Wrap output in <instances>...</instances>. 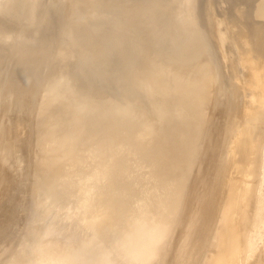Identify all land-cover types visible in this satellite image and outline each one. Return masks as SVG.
<instances>
[{"label": "bare ground", "instance_id": "1", "mask_svg": "<svg viewBox=\"0 0 264 264\" xmlns=\"http://www.w3.org/2000/svg\"><path fill=\"white\" fill-rule=\"evenodd\" d=\"M20 94L37 95L25 115L34 132L24 145L15 124L0 145V201L21 193L4 186L28 152L15 212L45 214L36 228L59 244L34 260L45 233L27 230L32 215L20 233L14 212L0 220V245L23 240L0 264H163V240L182 242L166 264L244 261L264 183V0H0V115ZM71 198L83 220L74 231L52 211ZM210 215L234 234L217 230L224 243L194 259ZM261 250L242 264L264 263Z\"/></svg>", "mask_w": 264, "mask_h": 264}, {"label": "rangeland", "instance_id": "2", "mask_svg": "<svg viewBox=\"0 0 264 264\" xmlns=\"http://www.w3.org/2000/svg\"><path fill=\"white\" fill-rule=\"evenodd\" d=\"M21 29H24V30H27L26 28H21ZM20 29V30H21ZM29 31V30H28ZM26 32V31H25ZM52 33V32H51ZM25 36V35H24ZM37 37V36H36ZM25 38H26V36H25ZM38 38H40V36L38 37ZM7 57V60L6 61H13V62H15V61H17L16 60V58H14V57H12V56H6ZM57 59V58H56ZM54 60V59H53ZM58 60V59H57ZM57 60H55V62L57 61ZM68 63H70V61L68 62ZM36 98H37V95H35V96H29V95H25V94H20L19 96H18V98H17V100H16V102L13 104V106H10V105H8L9 103H7V102H9V96H6L5 98H4V100H3V102H2V104H1V107H2V112L3 113H1V115H0V131L2 130V132H0V134L2 135H0V145H4L5 146V143L7 144L8 143V141H11V138H9V137H12V136H14V134H13V132H14V130L16 131V126H17V128H19V129H21L22 131V133H21V140L23 139L22 138V134H23V136L25 135V134H27L25 137H24V140H22L21 141V143H23L24 144V142H25V140H28V141H30L31 140V132H34V130H33V128H32V126L33 125H31L30 123L31 122H29V119L28 118H26L32 111H34V108H35V104H36ZM5 102V103H4ZM34 102V103H33ZM3 103H4V105H3ZM7 103V106H8V108H7V106L5 105ZM22 104V105H21ZM29 106V107H27V106ZM4 106V107H3ZM6 106V107H5ZM19 106V107H18ZM23 106V107H22ZM24 106H25V108H24ZM34 107V108H33ZM33 108V109H32ZM5 109V110H4ZM17 109H18V111H17ZM29 109H32V111L31 110H29ZM4 110V111H3ZM7 110V111H6ZM8 110H9V112L10 113H8ZM25 110L26 111H29V113L28 112H25ZM15 111L16 112H18L17 114H18V116H17V114L15 113ZM6 112V114H4ZM12 112H13V114H12ZM22 112V113H21ZM21 113V114H20ZM27 113V114H26ZM32 113H34V112H32ZM32 113L30 114V115H32ZM3 114H4V116H3ZM7 114H9V116L7 115ZM20 114V115H19ZM10 115L11 116H17V117H10ZM25 115H26V117H25ZM21 116H22V118L23 119H20L21 118ZM33 116V115H32ZM31 116V117H32ZM3 117V118H2ZM10 119H9V118ZM19 117V118H18ZM25 117V118H24ZM18 118V119H17ZM14 119V120H13ZM16 119H17V121H16ZM20 119V120H19ZM24 120V122H22ZM12 121V122H11ZM15 122V123H14ZM16 122H18V123H16ZM22 122V123H21ZM2 123H4L5 125H3ZM21 123V124H20ZM30 124V126L28 125V124ZM2 124V125H1ZM14 124V125H13ZM15 124H16V126H15ZM20 124V125H19ZM26 124L28 125V127L30 128H28V127H26ZM8 125H9V127H8ZM11 125V126H10ZM5 126V127H4ZM6 126H7V129H6ZM14 126V127H13ZM3 127V128H2ZM13 129H12V128ZM26 128H28L27 130H26ZM5 129V130H4ZM11 129V130H10ZM23 129H25V130H23ZM7 130V131H6ZM28 130H29V132H28ZM5 131V132H4ZM8 131H10V132H8ZM23 132H26V133H23ZM39 132V131H38ZM13 134L12 136H11V134ZM15 133V132H14ZM29 134V135H28ZM3 136H4V138H3ZM29 136V137H28ZM5 137H6V139H5ZM9 138V139H8ZM26 138V139H25ZM27 138H29V139H27ZM5 139V141H3ZM7 140V141H6ZM12 140H13V137H12ZM2 141H3V143H2ZM28 141H26L25 143L27 144V143H29ZM5 142V143H4ZM12 143V141L10 142V144ZM8 145V144H7ZM25 145V144H24ZM22 152L20 151L19 153H18V158H16V161H15V165L14 166H12L11 168H10V171H11V173H10V180H12V181H7L8 182V184H7V187H5L4 186V188H5V191H7L8 193H9V196H8V194H6L8 197H13L12 196V194L15 196V197H17L16 195H18L19 193H20V191L19 190H21V193L18 195V198L17 199H15V197H13L14 199V201H10L11 202V207H8V205H10V202H8L9 204H6L5 203V200H6V202H7V198L6 199H4L3 201L1 200L0 201V207H1V211H0V213H2L3 212V209H4V211L6 210L5 208H7V212L5 211V212H3L2 214H3V216L1 215V217H2V219H0V220H8V216L10 215V214H12L13 215V213L16 211H18L19 210V208H17V205H20L21 203H22V201H24V199H25V197H26V195H27V192H28V190L26 189L25 191H24V189L26 188L25 186H27L26 185V183L23 181V180H25L26 182H27V180H26V178H28V177H26L25 178V176H27L26 175V173L28 172L29 173V167H30V159H29V157H26L29 153L28 152H26V151H24L23 150V157H21V154ZM25 153V154H24ZM21 154V155H20ZM24 156H25V159L23 160V158H24ZM29 156V155H28ZM27 158V159H26ZM29 159V160H28ZM26 160H28L27 161V166H28V168L26 167V163H24V161H26ZM17 163V164H16ZM19 164V165H18ZM25 164V165H24ZM23 165H24V168H25V172H24V169H23ZM22 171V173H20L21 171L19 170V171H17V169L18 168ZM22 168V169H21ZM15 169V170H14ZM14 170V171H13ZM27 170V171H26ZM16 174L17 172H19V173H17V175H19V176H17V175H15L13 172ZM15 171H17V172H15ZM13 173V174H12ZM12 175V176H11ZM21 175V176H20ZM23 175H25L24 177H23ZM12 177H19V179L17 180V178H16V183H15V178H12ZM25 178V179H23V178ZM12 178V179H11ZM22 178V180L20 181V179ZM14 180V181H13ZM29 181V180H28ZM13 182V183H12ZM10 183V184H9ZM19 183V184H18ZM25 183V184H24ZM28 183V182H27ZM11 184H13L12 186H10ZM16 184V185H15ZM21 184V185H20ZM22 184H23V186H22ZM6 185V184H5ZM19 185V186H18ZM14 187V188H13ZM18 187V188H17ZM23 187H25V188H23ZM8 188V189H7ZM10 188H13V189H10ZM16 188H17V191H16ZM27 188H28V186H27ZM15 189V190H14ZM19 189V190H18ZM22 189H23V192H22ZM9 190H11V191H9ZM12 190H14V191H12ZM188 191V190H187ZM10 192L12 193L11 194V196H10ZM19 192V193H18ZM26 192V193H25ZM16 193H18V194H16ZM25 194V195H24ZM262 194V195H261ZM260 196H261V198H262V202H261V207H262V209H261V211H260V213L258 214V216H257V221H258V225L257 226H255L254 228H253V230L251 231V233H250V236H249V247H247V248H245V251L247 252L248 251V253H244V255H245V257H244V261H243V257L241 258L242 260H241V264L242 263H244V262H246V261H250V259H253V258H256L261 252H262V248H264V183H263V185H262V191L260 192ZM20 197H24L23 199L22 198H20ZM19 199H22V201L21 200H19ZM37 200H38V205H42L41 204V199H40V196H38L37 198H36ZM12 200V199H11ZM16 201V202H15ZM18 201V202H17ZM68 201V200H67ZM67 201H66V203H67ZM2 202V203H1ZM3 202H4V205H3ZM28 202V201H27ZM26 201L24 202V203H27ZM155 202H157V197L155 198ZM14 203H16V204H14ZM20 203V204H19ZM33 203V202H32ZM2 204V205H1ZM5 204L7 205V206H5ZM28 204H30V202H28ZM28 204H24V205H28ZM54 204H56V205H58L57 203H54ZM69 204V205H68ZM34 205V204H33ZM64 205H65V202H64ZM5 208H4V207ZM31 208H32V205H29ZM71 206H73V207H71ZM74 206H75V200H74V198H71L70 200H69V202L67 203V207H66V209H63L62 208V210H61V208H59V207H63V206H60V204L58 205V206H56V207H58L59 208V210H58V208H56L55 207V209H54V207H53V209L54 210H52V211H54L55 213L57 212V211H59L60 213H58V216L56 217V218H58V217H60V216H62V217H64V218H59V219H57L56 221H54L55 222V224H59V223H56L57 221H61V220H63V219H65V217L66 218H69V219H65V220H63L64 222L66 221V224H67V222H69L68 223V225H65L66 226V228L67 229H69L70 230V228H72L71 229V231L75 228L76 229V227H77V225H81V224H83V220L81 221L82 223L81 224H76V222L78 221H74V220H76V219H74V217L73 216H79L80 214L79 213H81V212H83L82 210L80 211H77V212H79V213H77V214H79V215H75L76 214V212H75V210H73L74 209ZM149 206H150V208H151V210H152V212H153V214L151 215V216H149L148 218H149V221H154V222H156V221H158V216H157V214H158V212L159 211H155V210H157V206H155V205H151V204H149ZM15 207V208H14ZM25 207V206H24ZM34 207V206H33ZM9 208V209H8ZM13 208H14V210H13ZM28 208V211H30V212H32L31 210H29L30 208L29 207H27ZM41 207H39L38 209H40ZM65 208V207H64ZM16 209V210H15ZM76 209V208H75ZM32 210H33V208H32ZM51 210V209H50ZM56 210V211H55ZM21 211V212H20ZM20 211L18 212V214L15 212L14 213V215L12 216V215H10V216H12L11 218H12V220H14L13 222H15L16 223V225H18V226H14L15 228H17L16 230H21L20 228H22V225H24V224H28V222H26V217L27 218H29V216L30 215H32L33 217H32V219H31V221H30V223L27 225V230H30L29 232H31V231H37V233H38V231H41V232H44V229L46 228V226H44L43 227V229L42 228H40V227H38L37 226V228L39 229H37L36 228V225L38 224V222H39V220H40V218H42V216L43 215H45V214H42V212L40 213L39 211H33V214H30V212H29V214H28V212H27V214L29 215V216H26L25 215V212H26V210H24V208H23V205H22V209H20ZM52 211H50L51 213H52ZM11 212V213H10ZM49 212V213H50ZM72 212H74V213H72ZM6 213V214H5ZM15 214H17V215H15ZM22 214V215H21ZM63 214H66V215H63ZM68 215H69V217H68ZM71 215H72V217H71ZM81 215H82V213H81ZM80 215V220L82 219V216ZM9 216V217H10ZM21 216V217H20ZM0 217V218H1ZM70 217L71 218H73V221H72V219H71V221H70ZM214 218V215H210L209 216V218L207 217V216H205V219H206V222H207V227H204L203 228V231H202V233H203V235L205 236V237H207L208 238V240H207V242H206V240H205V244L202 246V247H200V248H195L194 250H193V247H189L188 248V250L189 249H192V250H190L191 252L190 253H192V258H197L198 257V259L200 258L202 261H205L207 258H209V257H211L212 256V254L215 252V250H216V248H218V246L219 245H221V243L223 244L224 242H223V239L221 238V237H219V232L217 231V230H219V231H221V232H223V235H222V237L224 236V234H225V238H232V236H233V234H234V232H232V230L231 229H221V226H223V224L225 223V222H222V221H219V222H217V221H214V219L212 220V218ZM19 220H18V219ZM31 218V217H30ZM55 218V219H56ZM75 218H79V217H75ZM54 219V220H55ZM61 219V220H60ZM83 219H84V217H83ZM69 220V221H68ZM80 220H79V222H80ZM212 220V222H210ZM63 221H61L60 222V225H61V223L63 222ZM54 222L52 223L53 224V226L55 225L54 224ZM79 222H77V223H79ZM157 223V222H156ZM156 223H154V227L153 228H156ZM63 224V223H62ZM76 224V225H75ZM20 225V226H19ZM56 225V226H57ZM60 225H58V227L60 226ZM70 228H69V227ZM74 226H76V227H74ZM78 228V227H77ZM55 229H56V227H55ZM150 229V228H149ZM47 230V229H46ZM45 230V231H46ZM49 231V230H48ZM74 231V230H73ZM214 231V232H213ZM217 231V232H216ZM226 231V232H225ZM16 232H19V231H16ZM41 232H39L38 234H40ZM49 232H51L52 233V235L51 236H54V237H51V236H49V235H46V233L44 234L45 235V237H43V236H41V235H39L40 236V241L38 242V243H35V247H34V249H32L31 250V252H30V256H32L33 258H34V260H35V257L37 258V257H39L38 259H39V261L38 262H42L44 259H43V257H45V255H46V252H47V250H46V248L47 247H53V249H55L54 247H55V245L53 246V243H56L57 241H58V236H57V238H56V233L54 232L53 233V231L51 230V231H49ZM213 232V233H212ZM20 233H23V228H22V231H20ZM19 233V234H20ZM19 234H15V237H16V235H17V237L19 236ZM25 234H26V232H25ZM25 234H23V235H25ZM37 234V235H38ZM12 235H14V233L12 234ZM20 236H22V234L20 235ZM16 237V238H17ZM48 239H47V238ZM49 237H50V239H49ZM51 238H53V239H51ZM56 238V239H55ZM13 237H12V241H13ZM18 240H16L15 242L16 243H14L12 246H14V247H12L11 246V244L9 245V244H7V242H5V244H7V245H9L10 246V248H9V246H6V247H3V245L1 244L0 245V251L2 250V251H7V252H5V253H8V251L9 250H11L10 252H9V254H5V255H8V256H10L11 254L10 253H12L13 252V250L15 249V251H16V249H17V247L16 246H18V244H19V242L21 241V239H20V237H18L17 238ZM180 239H182V237H180ZM23 240V239H22ZM52 240V241H51ZM18 241V242H17ZM51 241V242H50ZM54 241V242H53ZM49 242H50V244H49ZM169 243L167 244V246H166V248H165V242H164V240H163V243L160 245V246H162L161 248H163L164 249V251H161V250H159V252L157 253L158 254V256L159 257H156V259H157V261H158V259H160V258H162V260L164 259V262H163V264H166L167 263V260H168V258H169V256H170V253H171V255H172V253H174L178 248H179V246L181 245V243L182 242H180L179 243V241L177 242V245H175L171 240H169L168 241ZM61 243V242H60ZM212 243H213V246H212ZM244 243V241L242 242V244ZM4 244V243H3ZM59 244V242H57L56 243V246ZM51 245V246H50ZM212 246V247H211ZM263 246V247H262ZM3 247V248H2ZM244 247V246H243ZM242 247V249L241 250H243L244 248ZM250 250H249V249ZM6 249V250H5ZM9 249V250H8ZM13 249V250H12ZM57 249H59V248H56V250ZM247 249V250H246ZM260 249V250H259ZM238 250V249H237ZM1 251V252H2ZM15 251H14V253H13V255L15 254ZM59 251H60V249H59ZM264 251V250H263ZM156 254V255H157ZM230 254V253H229ZM263 254H264V252H263ZM4 255V254H3ZM235 253H233V254H230L229 256H230V258L231 257H235ZM264 258V257H263ZM264 261V260H263ZM171 262H172V260H171ZM257 262V261H256ZM37 264V262H31L30 261V263H28V264ZM231 263H232V261H231ZM3 264V263H2ZM38 264H40V263H38ZM220 264H224V262H220ZM236 264H240V262H237ZM261 264H264L263 262H261Z\"/></svg>", "mask_w": 264, "mask_h": 264}, {"label": "water", "instance_id": "3", "mask_svg": "<svg viewBox=\"0 0 264 264\" xmlns=\"http://www.w3.org/2000/svg\"><path fill=\"white\" fill-rule=\"evenodd\" d=\"M21 31H23V30H21ZM22 36H23V35H22ZM23 37H24V36H23ZM24 40H25V41H21V42H27V43H28V42H34L33 40H28V39L25 38V37H24ZM38 40H39V39H38ZM38 40H37V41H38Z\"/></svg>", "mask_w": 264, "mask_h": 264}]
</instances>
